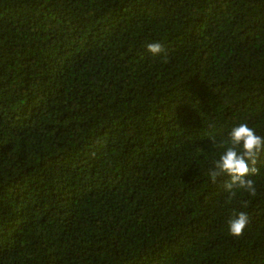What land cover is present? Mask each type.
<instances>
[{"label":"trees","instance_id":"1","mask_svg":"<svg viewBox=\"0 0 264 264\" xmlns=\"http://www.w3.org/2000/svg\"><path fill=\"white\" fill-rule=\"evenodd\" d=\"M242 122L264 0H0V264H264V153L208 176Z\"/></svg>","mask_w":264,"mask_h":264},{"label":"clouds","instance_id":"2","mask_svg":"<svg viewBox=\"0 0 264 264\" xmlns=\"http://www.w3.org/2000/svg\"><path fill=\"white\" fill-rule=\"evenodd\" d=\"M147 51L153 56H159L165 52L164 46L159 42L147 44ZM264 153V137L258 135L254 128L247 123H240L232 127L224 152L213 161L208 176L213 183L218 178L228 177L224 182L225 191L235 196L234 189H242L249 195L255 196L257 189L253 177L259 174L256 167L258 157ZM245 207L247 204L245 203ZM249 224V216L246 212H239L228 222L229 234L239 238Z\"/></svg>","mask_w":264,"mask_h":264}]
</instances>
